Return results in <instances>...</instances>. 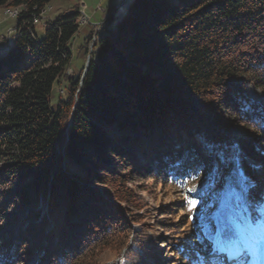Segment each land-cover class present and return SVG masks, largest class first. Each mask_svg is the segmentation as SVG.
<instances>
[{
    "label": "trees",
    "instance_id": "obj_1",
    "mask_svg": "<svg viewBox=\"0 0 264 264\" xmlns=\"http://www.w3.org/2000/svg\"><path fill=\"white\" fill-rule=\"evenodd\" d=\"M52 1L0 0L20 11L0 54V264H189L233 166L245 202L264 205V108L240 86L264 93V0H132L114 30L85 39L90 58L71 79L79 11L34 31ZM183 178L205 186L151 226L134 185ZM154 228L169 261L151 248Z\"/></svg>",
    "mask_w": 264,
    "mask_h": 264
},
{
    "label": "rangeland",
    "instance_id": "obj_2",
    "mask_svg": "<svg viewBox=\"0 0 264 264\" xmlns=\"http://www.w3.org/2000/svg\"><path fill=\"white\" fill-rule=\"evenodd\" d=\"M132 0H54L52 1L45 10L42 11L40 19H38L37 23L34 25L35 35L38 39H42L45 35L46 25L48 22L55 21L61 14L65 11L75 8L79 11L78 24L79 29L77 35L70 41L69 43V51L71 53L70 65L65 73L68 78L78 77L81 75L82 71L85 70L87 66L88 59L90 58L91 53V44L87 47L88 53H85V49L83 45L85 43V39L90 35V33H95L99 31L101 25L103 24V31H112L114 30L117 22L123 18L129 7V4ZM83 7V8H82ZM84 10V14L88 20L85 24L83 21V13L80 10ZM19 11V9H0V29L3 28V32L9 38V42H13L16 36L15 31V16ZM16 13V14H15ZM83 18L81 19V17ZM1 37V36H0ZM4 40V39H3ZM84 74V73H83ZM82 74V75H83ZM240 86H242L244 94L250 98L251 100L258 103L260 106L264 108V93L260 90L253 87L251 84L247 82H240ZM66 84L63 81H60L59 84L54 86V90L50 97V104L53 110L56 109V104L58 101V96H64L65 94ZM233 175L235 176V182L229 184L227 189L222 192L220 204L216 209V212L213 216H209L205 222L200 225L197 230H199L200 236L207 238L206 231L207 225H212L214 223L215 216L216 219L222 217L225 206H236L238 204V197L243 198L244 201V192L242 189L243 180L239 178V170L232 167ZM259 172H257V175ZM245 175V174H244ZM205 183L202 182H194L191 179H179L173 186L168 188L158 189L153 186H147L144 184H135V188H146L147 191L140 192L139 196L143 199L144 206H147L148 215L143 214L145 217L151 218L150 225L155 226L156 223L162 220V218L158 216L155 217L156 211L160 208L165 207H173L176 202L180 204H185L188 199V194H198L204 188ZM233 192V199L227 202L225 205L222 204L223 198L226 194ZM109 199L112 203L115 202L112 196H109ZM223 206V207H222ZM146 212V210H145ZM167 219H171L168 217ZM195 227L198 226L197 223L192 222ZM134 231H138L139 228L135 226ZM156 235H149L152 237L150 239L151 248L152 246L157 247L158 250L161 251V256L165 258V260L169 261L171 258V250L169 248L164 247V238L167 237V231H163L158 228H154ZM215 231V230H214ZM199 239H195L194 247H200L199 253H194L195 257L190 258V264H213L209 261L208 253L211 252V241L208 239L206 243L203 245H199ZM150 246V245H149ZM3 256L2 251H0V257ZM231 263V261H230Z\"/></svg>",
    "mask_w": 264,
    "mask_h": 264
},
{
    "label": "snow or ice",
    "instance_id": "obj_3",
    "mask_svg": "<svg viewBox=\"0 0 264 264\" xmlns=\"http://www.w3.org/2000/svg\"><path fill=\"white\" fill-rule=\"evenodd\" d=\"M237 199L236 206H225L222 217L217 219L215 231L206 226V235L213 253L225 254L234 264H252L249 256L256 260L264 253V205L253 209L243 198ZM188 205L191 211L196 201H188ZM255 212L259 215H254ZM213 264H223V261L216 260Z\"/></svg>",
    "mask_w": 264,
    "mask_h": 264
},
{
    "label": "bare ground",
    "instance_id": "obj_4",
    "mask_svg": "<svg viewBox=\"0 0 264 264\" xmlns=\"http://www.w3.org/2000/svg\"><path fill=\"white\" fill-rule=\"evenodd\" d=\"M16 14V13H15ZM19 14V12L15 15V16H17ZM82 16V15H81ZM83 18V16L81 17V19ZM83 21H84V18H83ZM7 50H3V52H1V53H5ZM233 192H231V193H227L226 194V196L223 198V200H222V204L223 205H225L227 202H229L231 199H233L232 197H233ZM223 207V206H222ZM225 259V263H230V261H228V259L227 258H224ZM262 260H264V253H261L260 254V258H259V261H262ZM227 263V264H228ZM231 264V263H230Z\"/></svg>",
    "mask_w": 264,
    "mask_h": 264
},
{
    "label": "built area",
    "instance_id": "obj_5",
    "mask_svg": "<svg viewBox=\"0 0 264 264\" xmlns=\"http://www.w3.org/2000/svg\"><path fill=\"white\" fill-rule=\"evenodd\" d=\"M83 8V7H82ZM82 13H83V16H84V23L86 24L88 22L85 14H84V10H80ZM38 19H34L33 20V25H35L37 23ZM10 46L6 43L3 42L2 38L0 37V54L1 52H3V50H9Z\"/></svg>",
    "mask_w": 264,
    "mask_h": 264
},
{
    "label": "crops",
    "instance_id": "obj_6",
    "mask_svg": "<svg viewBox=\"0 0 264 264\" xmlns=\"http://www.w3.org/2000/svg\"><path fill=\"white\" fill-rule=\"evenodd\" d=\"M5 33L6 32H3V28H1L0 29V36L5 40V42H7L8 44H11V42H9V38H8L7 34H6V37H5Z\"/></svg>",
    "mask_w": 264,
    "mask_h": 264
},
{
    "label": "water",
    "instance_id": "obj_7",
    "mask_svg": "<svg viewBox=\"0 0 264 264\" xmlns=\"http://www.w3.org/2000/svg\"><path fill=\"white\" fill-rule=\"evenodd\" d=\"M85 69H86V67H85ZM83 76V75H82Z\"/></svg>",
    "mask_w": 264,
    "mask_h": 264
}]
</instances>
